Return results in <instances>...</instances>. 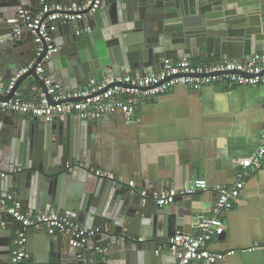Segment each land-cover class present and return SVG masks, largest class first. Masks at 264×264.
<instances>
[{
    "label": "water",
    "instance_id": "1",
    "mask_svg": "<svg viewBox=\"0 0 264 264\" xmlns=\"http://www.w3.org/2000/svg\"><path fill=\"white\" fill-rule=\"evenodd\" d=\"M115 1L117 13L107 15L103 0L100 9L86 19L60 23L52 40L58 50L41 61L47 52L45 43L42 55L0 98L7 100L26 78H34L45 90L35 73L38 63L55 81L75 88L90 78L156 71L154 65L161 66L167 56H203L220 48V58L226 59L230 52H237L230 49L233 45L241 52L249 48L251 54L264 51V0ZM20 3L36 12L40 0H0L2 84L27 67L38 48L29 32H14ZM80 23L88 29L76 34ZM0 112V198L14 192L29 215L51 205L85 228H97L87 251L73 246L70 234L23 228L7 215L4 229L19 230L28 239L33 232L39 234L38 253L28 247L27 260L17 264H175L165 247L159 255L155 253L171 232L182 230L184 221L205 215L197 206V195L182 196L181 202L165 207L153 199L142 203V196L137 197L130 187L91 171V121L66 115L45 122ZM3 237L0 232V264H13L9 250L5 251L12 237ZM96 245L103 251L94 252Z\"/></svg>",
    "mask_w": 264,
    "mask_h": 264
},
{
    "label": "crops",
    "instance_id": "2",
    "mask_svg": "<svg viewBox=\"0 0 264 264\" xmlns=\"http://www.w3.org/2000/svg\"><path fill=\"white\" fill-rule=\"evenodd\" d=\"M115 2L105 0L107 15L113 10L117 13ZM84 26L80 23V27ZM56 38L62 40L60 35ZM245 38L249 40L247 36ZM230 49L237 52H230L231 56L226 59L251 55L249 48L241 52L237 45H233ZM220 53V48H212L203 56L187 59L192 63L215 61L222 59ZM160 67L154 65V70ZM4 69L7 70L6 66ZM31 82L26 80L21 85L24 96H28ZM263 125L264 87H225L212 83L193 90L177 86L155 99L144 101L131 119L117 113L93 121L89 165L94 173L96 170L112 173L137 197L141 191L152 197L165 187H185L192 179L202 177L210 188L195 193L199 198L197 206L209 215L215 201L212 187L232 185L240 177L244 171L240 161L257 149ZM242 178L244 187L239 197L223 215L225 230L210 242L212 249L228 252L224 260L215 264H264V158ZM181 197H176L172 204L181 202ZM6 219L0 232L5 235L3 239L9 235L12 237L5 246V251L9 250L10 262L17 232L4 229ZM181 227L180 232L184 234H196L199 222L184 221ZM174 233L177 232H171L170 236ZM27 237L25 234V248L29 247L37 254L39 234L33 232L29 239ZM169 257H173L170 252Z\"/></svg>",
    "mask_w": 264,
    "mask_h": 264
},
{
    "label": "built area",
    "instance_id": "3",
    "mask_svg": "<svg viewBox=\"0 0 264 264\" xmlns=\"http://www.w3.org/2000/svg\"><path fill=\"white\" fill-rule=\"evenodd\" d=\"M103 0H72L69 2H47L40 0L39 8L32 12L23 3L17 8V20L14 25L15 34L29 32L33 41L38 44L33 60L27 67L19 70L15 76L2 84L4 77L0 73V94L7 95L14 87L20 75L27 72L34 61L42 55L44 44L47 52L41 61H47L50 55L57 51L52 42L57 33L59 24L71 21H82L96 13ZM88 29L79 27L76 34ZM35 73L42 80L45 90L32 78L28 96L21 92L23 80L7 99L0 98V110L12 112L29 119H40L53 122L66 115H77L85 121H97L105 116L122 114L131 119L146 100H152L159 95L168 93L177 86H185L199 90L205 85L219 83L225 87L255 86L264 87V51L245 56L242 59H220L192 63L187 58H163L160 69L152 72H127L102 79L90 78L79 87H69L55 81L46 73L41 63L35 68ZM264 158V125L260 132V143L257 149L247 158L240 161L244 171L232 185L217 184L212 187L215 201L209 215L198 219L199 231L196 234L177 232L171 235L160 251L165 247L176 259L175 264H215L225 259L228 252L217 251L211 248L210 242L220 236L225 230L223 215L232 208L234 199L238 198L244 187L242 177L249 175ZM99 176L117 180L110 172L96 170ZM210 188L207 180L202 177L192 179L185 187H165L159 194L151 196L140 192L142 203L153 199L159 207L172 204L176 197L194 195L196 192ZM9 215L19 222L23 228L42 229L47 234H70L71 244L78 249H87L89 240L97 235V228H85L71 215L56 209L51 205L29 215L24 211L21 201L14 192H8L0 198V226ZM10 253V262L17 264L27 256L25 248V233L17 230ZM144 238L139 237L142 241ZM94 252H102L103 247L94 246ZM159 253V250H156Z\"/></svg>",
    "mask_w": 264,
    "mask_h": 264
}]
</instances>
